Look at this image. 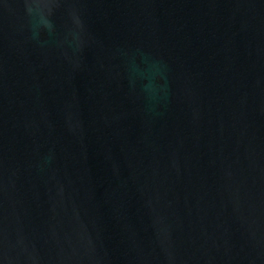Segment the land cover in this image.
I'll return each mask as SVG.
<instances>
[{"label": "water", "instance_id": "1", "mask_svg": "<svg viewBox=\"0 0 264 264\" xmlns=\"http://www.w3.org/2000/svg\"><path fill=\"white\" fill-rule=\"evenodd\" d=\"M0 264H264V0H0Z\"/></svg>", "mask_w": 264, "mask_h": 264}]
</instances>
